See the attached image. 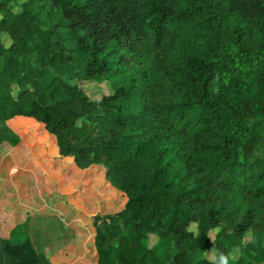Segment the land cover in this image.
<instances>
[{"label": "trees", "instance_id": "1", "mask_svg": "<svg viewBox=\"0 0 264 264\" xmlns=\"http://www.w3.org/2000/svg\"><path fill=\"white\" fill-rule=\"evenodd\" d=\"M62 25L74 46L56 52ZM76 77L112 93L93 100ZM20 117L124 201L95 219L98 264H201L197 240L264 262L247 252L248 233L264 248V0H0V147ZM5 252L39 264L28 225Z\"/></svg>", "mask_w": 264, "mask_h": 264}, {"label": "rangeland", "instance_id": "2", "mask_svg": "<svg viewBox=\"0 0 264 264\" xmlns=\"http://www.w3.org/2000/svg\"><path fill=\"white\" fill-rule=\"evenodd\" d=\"M41 16L46 19L45 13ZM59 21L58 15L54 19V24ZM64 25L60 26L58 35L51 39L56 52H58L57 42L64 41V46L69 49L74 46L70 34L65 32ZM33 42L42 48L39 39H34ZM83 66L79 71L80 74L84 72ZM11 67L17 68L18 63H12ZM72 82L77 83L93 100L112 93L108 82H88L77 77ZM7 125L19 136L20 141L16 145L6 142L0 147V192H6L5 199L9 200V206L4 207L7 204L4 203L0 210V214L3 215L0 216L1 233L11 231L12 235L17 227L28 225L30 220L36 222L42 218L69 223L77 221L79 224L77 231L83 232L85 226H94L96 217L114 214L120 210L124 201L118 191L106 181L104 170L100 169L102 167L83 170L74 163L60 161L56 139L43 126L39 127L29 119L11 121ZM24 204L30 206L24 207L26 221L10 229L8 224L23 214L20 206ZM33 210H38L39 213ZM11 214L14 217H11ZM201 216V228L205 229L208 222L203 213ZM197 232L198 230L195 231ZM215 234V232L211 233L212 238ZM247 242V252L251 258L253 253L262 252L264 249L263 239L259 234L252 236L248 233ZM90 244L91 241L87 246L91 250ZM148 244L150 247H159V238L151 234ZM163 246L161 245L160 248ZM189 247L190 250H198L204 254L205 258L201 264H216L218 252L214 249H206L202 240L191 243ZM237 255L236 251L232 258H236Z\"/></svg>", "mask_w": 264, "mask_h": 264}, {"label": "crops", "instance_id": "3", "mask_svg": "<svg viewBox=\"0 0 264 264\" xmlns=\"http://www.w3.org/2000/svg\"><path fill=\"white\" fill-rule=\"evenodd\" d=\"M19 119L23 118H15L11 121H18ZM5 193L0 192V210L5 205L4 203H7L4 207L9 206V200L5 199ZM24 207L28 208L30 206L26 204L20 206L23 209V214L13 220L15 222L11 221L8 224L10 229L26 221ZM33 212L39 213L38 210H33ZM0 216L3 215L0 214ZM11 217H14L13 214H11ZM78 225L77 221L69 223L62 222L61 220H50V218H46L45 220L42 218V220L36 222L30 220L28 233L33 247L39 256V264H98V256L94 247L96 237L95 227L85 226L84 231L80 232L77 231ZM10 233L11 231L0 232V264H9L5 252V243L10 241ZM90 241L91 250L87 246ZM87 261L92 262L88 263Z\"/></svg>", "mask_w": 264, "mask_h": 264}, {"label": "clouds", "instance_id": "4", "mask_svg": "<svg viewBox=\"0 0 264 264\" xmlns=\"http://www.w3.org/2000/svg\"><path fill=\"white\" fill-rule=\"evenodd\" d=\"M198 228V224L196 222H193L187 229V231L195 232ZM214 231H219V228H216ZM216 264H229V257L221 253L217 260Z\"/></svg>", "mask_w": 264, "mask_h": 264}]
</instances>
